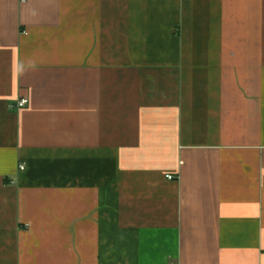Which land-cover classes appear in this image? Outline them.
<instances>
[{"label":"crops","instance_id":"obj_1","mask_svg":"<svg viewBox=\"0 0 264 264\" xmlns=\"http://www.w3.org/2000/svg\"><path fill=\"white\" fill-rule=\"evenodd\" d=\"M0 264H264V0H0Z\"/></svg>","mask_w":264,"mask_h":264},{"label":"built area","instance_id":"obj_2","mask_svg":"<svg viewBox=\"0 0 264 264\" xmlns=\"http://www.w3.org/2000/svg\"><path fill=\"white\" fill-rule=\"evenodd\" d=\"M29 100L28 98H23L21 100H19L16 104L17 107H23L25 106L26 104H28ZM20 169H25V166L24 165H21L20 166ZM173 176H170V178H172Z\"/></svg>","mask_w":264,"mask_h":264}]
</instances>
